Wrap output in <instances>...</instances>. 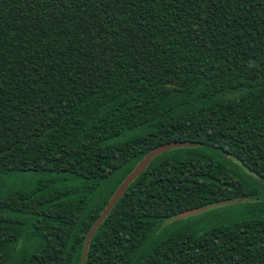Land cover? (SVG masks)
Instances as JSON below:
<instances>
[{
  "label": "trees",
  "instance_id": "trees-1",
  "mask_svg": "<svg viewBox=\"0 0 264 264\" xmlns=\"http://www.w3.org/2000/svg\"><path fill=\"white\" fill-rule=\"evenodd\" d=\"M0 264H264V0H0Z\"/></svg>",
  "mask_w": 264,
  "mask_h": 264
},
{
  "label": "water",
  "instance_id": "water-1",
  "mask_svg": "<svg viewBox=\"0 0 264 264\" xmlns=\"http://www.w3.org/2000/svg\"><path fill=\"white\" fill-rule=\"evenodd\" d=\"M195 144L191 142H179V141H174L170 143H165L162 145H159L158 147L152 149L135 167V169L132 171L131 174H129L124 181L119 185V187L116 189L115 193L109 200L108 204L106 205L105 209L102 211V213L99 215V217L96 219L94 222L93 226L89 230L87 236L85 237L84 241V246H83V252H82V259L81 261L83 262L86 258L87 250H88V245L89 242L94 235L95 231L97 228L100 226V224L103 222V220L109 215L110 211L112 208L116 205L118 200L123 196V194L126 192L128 186L138 177L141 173L144 172L146 167L148 166L149 162L155 158L158 155H161L165 151H170L173 149H178V148H189V147H194ZM227 204V202H222L218 203V205H224ZM207 208H202V209H192V210H187L181 213L180 215L176 216L174 220L178 219H184L188 216L198 214L201 212H204Z\"/></svg>",
  "mask_w": 264,
  "mask_h": 264
},
{
  "label": "rangeland",
  "instance_id": "rangeland-1",
  "mask_svg": "<svg viewBox=\"0 0 264 264\" xmlns=\"http://www.w3.org/2000/svg\"><path fill=\"white\" fill-rule=\"evenodd\" d=\"M239 167H240V165H239ZM241 169H243V168H241ZM243 171H245L244 169H243ZM259 186H261V185H259ZM194 215H196V214H194ZM191 216H193V215H191ZM188 220H190L192 217H190V216H188V217H186ZM185 219V218H184Z\"/></svg>",
  "mask_w": 264,
  "mask_h": 264
}]
</instances>
